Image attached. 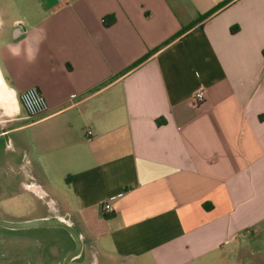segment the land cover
<instances>
[{"label":"crops","instance_id":"0c3cea01","mask_svg":"<svg viewBox=\"0 0 264 264\" xmlns=\"http://www.w3.org/2000/svg\"><path fill=\"white\" fill-rule=\"evenodd\" d=\"M8 1L0 220L67 222L83 244L70 264H207L264 250V0ZM29 88L48 106L34 119L19 103ZM53 229L0 226V237Z\"/></svg>","mask_w":264,"mask_h":264},{"label":"rangeland","instance_id":"374dc122","mask_svg":"<svg viewBox=\"0 0 264 264\" xmlns=\"http://www.w3.org/2000/svg\"><path fill=\"white\" fill-rule=\"evenodd\" d=\"M9 5V1L6 0ZM10 20L11 19L10 16ZM45 207H36L34 212H44ZM32 232H17V234L8 233L4 237H0V263L8 264L9 259L15 264H23L29 261L30 252L33 253L32 261L34 264L46 263L51 264L52 261L60 260V258L71 249V245L67 242L65 231L59 228H54L51 232H43L45 230H30ZM38 231H42L38 232ZM22 233V234H20ZM26 234V235H25ZM1 236V235H0ZM248 237V236H247ZM245 241V245L249 246L251 250H258L259 244H253V242ZM245 248V247H244ZM247 249V248H246ZM241 249L237 253L231 255H223L218 258H213L207 262V264H264V250L260 253L251 255L248 250ZM6 252V255H5ZM7 252H9L7 254ZM42 254L43 260H36L37 255ZM236 256V257H234ZM7 258V259H6ZM48 258V259H47ZM65 256L63 257V259Z\"/></svg>","mask_w":264,"mask_h":264},{"label":"built area","instance_id":"2783aa9c","mask_svg":"<svg viewBox=\"0 0 264 264\" xmlns=\"http://www.w3.org/2000/svg\"><path fill=\"white\" fill-rule=\"evenodd\" d=\"M205 101V88L201 85L192 95L190 103L192 107H200ZM19 103L25 111L28 119L37 118L45 114L48 110L47 103L43 95L36 88H29L23 91L19 96ZM91 134L90 131L87 132ZM116 197H111L101 205L102 215L109 216L114 212L113 204Z\"/></svg>","mask_w":264,"mask_h":264},{"label":"water","instance_id":"95a60500","mask_svg":"<svg viewBox=\"0 0 264 264\" xmlns=\"http://www.w3.org/2000/svg\"><path fill=\"white\" fill-rule=\"evenodd\" d=\"M0 226L14 230L30 228H60L64 230L73 240L74 249L65 256L61 264H70L72 260L79 257L82 253L83 244L80 234L70 224L59 219H41L23 223H11L0 220Z\"/></svg>","mask_w":264,"mask_h":264},{"label":"trees","instance_id":"16d2710c","mask_svg":"<svg viewBox=\"0 0 264 264\" xmlns=\"http://www.w3.org/2000/svg\"><path fill=\"white\" fill-rule=\"evenodd\" d=\"M229 2H230V1H224V2H222L220 5H218V6L215 8L214 12H215L216 10L222 8L223 6H225V5H226L227 3H229ZM188 29H189V28H188ZM145 59H146V58L141 59L140 61H138V62H137L132 68H134V67L138 66L139 64H141Z\"/></svg>","mask_w":264,"mask_h":264}]
</instances>
